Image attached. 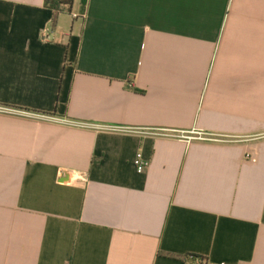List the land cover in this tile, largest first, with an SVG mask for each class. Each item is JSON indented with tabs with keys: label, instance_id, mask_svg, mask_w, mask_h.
Wrapping results in <instances>:
<instances>
[{
	"label": "crops",
	"instance_id": "obj_1",
	"mask_svg": "<svg viewBox=\"0 0 264 264\" xmlns=\"http://www.w3.org/2000/svg\"><path fill=\"white\" fill-rule=\"evenodd\" d=\"M52 17L0 0V264H264V0Z\"/></svg>",
	"mask_w": 264,
	"mask_h": 264
},
{
	"label": "built area",
	"instance_id": "obj_2",
	"mask_svg": "<svg viewBox=\"0 0 264 264\" xmlns=\"http://www.w3.org/2000/svg\"><path fill=\"white\" fill-rule=\"evenodd\" d=\"M73 18H76V15H73ZM48 33L49 31L46 30L44 35H43V38L46 40L48 39ZM0 111L2 112H8L10 110L8 109H4V108H0ZM62 121V120H61ZM63 123H66V124H69V125H73V126H79V127H87L88 125L87 124H80V123H73V122H68V121H62ZM165 131V130H163ZM184 138H186L187 140H190V139H195L193 137H191L192 135H194L196 137V139L198 140H203V141H219L215 138H212V137H206V136H203L204 134L200 133V132H191L190 134H185L183 133L182 134ZM170 137H175L174 135H169ZM134 165H135V168H136V171L138 173H142L144 170H145V167H146V162L142 159V156L140 154H137L136 157H135V160H134ZM79 179H81L82 181H84V179L82 177H79Z\"/></svg>",
	"mask_w": 264,
	"mask_h": 264
},
{
	"label": "trees",
	"instance_id": "obj_3",
	"mask_svg": "<svg viewBox=\"0 0 264 264\" xmlns=\"http://www.w3.org/2000/svg\"><path fill=\"white\" fill-rule=\"evenodd\" d=\"M74 0H44V5L47 9L53 12L50 29H54L56 25L57 15L61 12H71V7Z\"/></svg>",
	"mask_w": 264,
	"mask_h": 264
}]
</instances>
